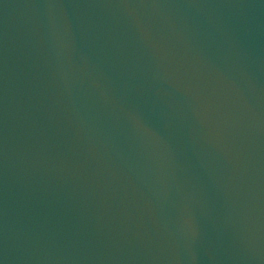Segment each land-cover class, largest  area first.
<instances>
[{
	"label": "water",
	"instance_id": "95a60500",
	"mask_svg": "<svg viewBox=\"0 0 264 264\" xmlns=\"http://www.w3.org/2000/svg\"><path fill=\"white\" fill-rule=\"evenodd\" d=\"M0 264H264V0H0Z\"/></svg>",
	"mask_w": 264,
	"mask_h": 264
}]
</instances>
